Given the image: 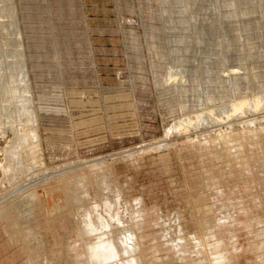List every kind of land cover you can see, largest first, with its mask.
I'll use <instances>...</instances> for the list:
<instances>
[{
	"label": "rangeland",
	"instance_id": "obj_1",
	"mask_svg": "<svg viewBox=\"0 0 264 264\" xmlns=\"http://www.w3.org/2000/svg\"><path fill=\"white\" fill-rule=\"evenodd\" d=\"M0 264H264V0H0Z\"/></svg>",
	"mask_w": 264,
	"mask_h": 264
},
{
	"label": "bare ground",
	"instance_id": "obj_2",
	"mask_svg": "<svg viewBox=\"0 0 264 264\" xmlns=\"http://www.w3.org/2000/svg\"><path fill=\"white\" fill-rule=\"evenodd\" d=\"M5 14H6V13H5ZM17 34H18V33H17ZM18 40H19V39H18ZM18 46H19V45H18ZM17 50H18V49H17ZM17 56H18V55H17ZM18 58H19V57H18ZM20 59H21V58H19L18 60H20ZM20 61H21V60H20ZM21 62H22V61H21ZM22 69H23V67H22ZM22 75H25L24 70H23ZM25 76H26V75H25ZM20 79H22V78H20ZM23 79H25V78H23ZM23 79H22V80H23ZM26 79H27V78H26ZM26 79H25V80H26ZM22 80H21V81H22ZM21 81H20V83L23 82V81H22V82H21ZM24 83H25V82H24ZM23 86H25V85H23ZM27 86H28V85H26L25 87H27ZM253 102H254V101H253ZM244 105H245L244 102H242V104H238V105H236V106L234 107V110H233V111L236 112L237 108L244 107ZM255 105H256V104H255ZM255 105H254V106H255ZM255 108H256V106H255ZM101 247H102V246H101ZM101 247H100V248H101ZM103 250H104V249H103ZM97 253H100V252H97ZM102 253H103V252H102ZM94 255H96V254H94ZM99 257H100V256H99Z\"/></svg>",
	"mask_w": 264,
	"mask_h": 264
}]
</instances>
